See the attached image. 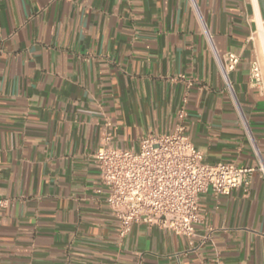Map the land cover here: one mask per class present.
I'll use <instances>...</instances> for the list:
<instances>
[{
  "label": "crops",
  "instance_id": "1",
  "mask_svg": "<svg viewBox=\"0 0 264 264\" xmlns=\"http://www.w3.org/2000/svg\"><path fill=\"white\" fill-rule=\"evenodd\" d=\"M0 45V264H264L261 171L200 195L192 247L146 223L121 237L94 156L108 134L138 150L173 132L186 99L207 161L257 167L243 117L264 157V0H0Z\"/></svg>",
  "mask_w": 264,
  "mask_h": 264
},
{
  "label": "built area",
  "instance_id": "2",
  "mask_svg": "<svg viewBox=\"0 0 264 264\" xmlns=\"http://www.w3.org/2000/svg\"><path fill=\"white\" fill-rule=\"evenodd\" d=\"M2 51L0 45V53ZM218 62L231 87L229 73L239 63V56L229 53L225 60L218 57ZM252 79L256 85L262 83L256 61L252 64ZM186 101L178 110L179 122L173 132L145 135L139 141L138 150L115 146L108 134L106 142L94 155L101 181L107 189V204L119 220L121 237L134 225L146 223L184 236L193 247L196 227L203 221L200 195L211 191L219 197L230 194L233 189L248 187L257 170L264 176V157L244 117L246 133L259 158L258 166L207 161L205 153L187 133ZM8 204V198L0 197V209ZM218 264L224 263L219 260Z\"/></svg>",
  "mask_w": 264,
  "mask_h": 264
},
{
  "label": "bare ground",
  "instance_id": "3",
  "mask_svg": "<svg viewBox=\"0 0 264 264\" xmlns=\"http://www.w3.org/2000/svg\"><path fill=\"white\" fill-rule=\"evenodd\" d=\"M263 51V50H262Z\"/></svg>",
  "mask_w": 264,
  "mask_h": 264
}]
</instances>
